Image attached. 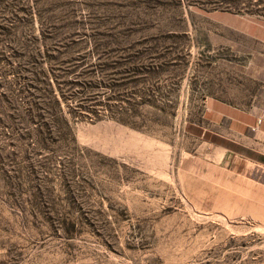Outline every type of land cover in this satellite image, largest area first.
Here are the masks:
<instances>
[{
    "label": "rangeland",
    "instance_id": "1",
    "mask_svg": "<svg viewBox=\"0 0 264 264\" xmlns=\"http://www.w3.org/2000/svg\"><path fill=\"white\" fill-rule=\"evenodd\" d=\"M138 2L131 20L98 31L85 17L77 28L75 53L100 64L103 109L70 120L76 147H20V80L11 84L18 101L0 108V264H264V148L202 117L210 98L262 100L264 48L214 16L256 14L264 0ZM141 50L160 76L133 72ZM141 99L138 126L107 115Z\"/></svg>",
    "mask_w": 264,
    "mask_h": 264
},
{
    "label": "trees",
    "instance_id": "2",
    "mask_svg": "<svg viewBox=\"0 0 264 264\" xmlns=\"http://www.w3.org/2000/svg\"><path fill=\"white\" fill-rule=\"evenodd\" d=\"M27 1L0 0V108L17 103L19 93L11 84L20 80V147L29 144L37 152L76 147L70 120L75 116L99 119L103 109L97 77L100 64L89 62L87 53H75L81 41L77 28L85 17L95 22L98 31L118 20H131V11L139 2L90 0L87 13L77 15L79 0H34L32 5ZM39 3H44V9ZM143 53L136 55L138 65L133 72L142 78L160 76L161 63L146 61ZM9 73L14 76L8 78ZM146 106V99L128 106L112 104L107 115L138 126Z\"/></svg>",
    "mask_w": 264,
    "mask_h": 264
},
{
    "label": "crops",
    "instance_id": "3",
    "mask_svg": "<svg viewBox=\"0 0 264 264\" xmlns=\"http://www.w3.org/2000/svg\"><path fill=\"white\" fill-rule=\"evenodd\" d=\"M214 20L226 31L239 34L264 48V11L256 14L220 11L215 13ZM257 58L262 60V64L258 65V73H262L264 84V52ZM258 115H263V121L252 129ZM202 117L215 124L224 132V136L232 141H239L243 146L263 149L264 85L262 100L248 107H238L214 98L208 99Z\"/></svg>",
    "mask_w": 264,
    "mask_h": 264
},
{
    "label": "built area",
    "instance_id": "4",
    "mask_svg": "<svg viewBox=\"0 0 264 264\" xmlns=\"http://www.w3.org/2000/svg\"><path fill=\"white\" fill-rule=\"evenodd\" d=\"M262 121H263V115H258V117L256 119V124L254 126H252V129H255L257 125L262 123Z\"/></svg>",
    "mask_w": 264,
    "mask_h": 264
}]
</instances>
